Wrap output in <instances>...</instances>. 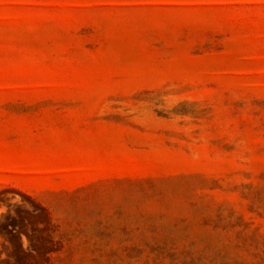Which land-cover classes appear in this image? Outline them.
Returning a JSON list of instances; mask_svg holds the SVG:
<instances>
[{
    "label": "rangeland",
    "instance_id": "1",
    "mask_svg": "<svg viewBox=\"0 0 264 264\" xmlns=\"http://www.w3.org/2000/svg\"><path fill=\"white\" fill-rule=\"evenodd\" d=\"M0 210V264H264V0H0Z\"/></svg>",
    "mask_w": 264,
    "mask_h": 264
},
{
    "label": "bare ground",
    "instance_id": "2",
    "mask_svg": "<svg viewBox=\"0 0 264 264\" xmlns=\"http://www.w3.org/2000/svg\"><path fill=\"white\" fill-rule=\"evenodd\" d=\"M6 204V203H5ZM4 209V208H3ZM0 212H1V210H0ZM2 218V217H1ZM3 220V219H2ZM1 239V238H0ZM3 244V243H2ZM1 247V246H0ZM2 250H4V249H2ZM5 251V250H4ZM3 253H5V252H3ZM5 258H6V256H5ZM4 262V261H3ZM2 263V262H1Z\"/></svg>",
    "mask_w": 264,
    "mask_h": 264
}]
</instances>
